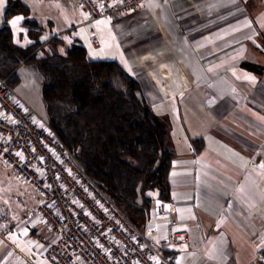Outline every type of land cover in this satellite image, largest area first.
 I'll return each mask as SVG.
<instances>
[{
	"label": "crops",
	"instance_id": "obj_1",
	"mask_svg": "<svg viewBox=\"0 0 264 264\" xmlns=\"http://www.w3.org/2000/svg\"><path fill=\"white\" fill-rule=\"evenodd\" d=\"M230 6L238 10L229 13ZM213 15L220 23L206 20ZM189 17L204 24L185 29ZM75 19L67 44L78 40L86 48L100 47L99 22L109 23L122 66L171 127L170 202L175 229L189 234L167 248L175 263L262 264L256 246L264 231V0H146L141 13L117 25L89 20L83 8ZM90 22L98 25L91 28L96 42L85 28ZM192 140L203 148L194 151ZM13 254L0 238V264H28Z\"/></svg>",
	"mask_w": 264,
	"mask_h": 264
},
{
	"label": "trees",
	"instance_id": "obj_2",
	"mask_svg": "<svg viewBox=\"0 0 264 264\" xmlns=\"http://www.w3.org/2000/svg\"><path fill=\"white\" fill-rule=\"evenodd\" d=\"M22 0H7L0 26V78L15 90L26 70L40 84L45 118L87 174L135 224L148 222L154 200L170 202L175 153L169 131L148 103L136 77L116 59H91L80 41L41 39L45 27ZM27 18L29 42L14 40L9 19ZM29 17V18H28ZM54 51L39 55L44 44ZM64 46V53L58 51ZM200 151L202 140H192ZM153 194V195H152ZM166 255H172L168 250Z\"/></svg>",
	"mask_w": 264,
	"mask_h": 264
},
{
	"label": "built area",
	"instance_id": "obj_3",
	"mask_svg": "<svg viewBox=\"0 0 264 264\" xmlns=\"http://www.w3.org/2000/svg\"><path fill=\"white\" fill-rule=\"evenodd\" d=\"M77 2L89 20L109 19L117 25L141 13L146 0ZM90 38L96 42L92 29ZM0 160L39 193L31 217L53 234L42 252L50 264H176L165 251L189 239L187 232L175 229L179 219L172 202L155 207L145 237L82 168L48 120L1 78ZM161 218H167L164 226ZM256 254L264 264V231Z\"/></svg>",
	"mask_w": 264,
	"mask_h": 264
},
{
	"label": "rangeland",
	"instance_id": "obj_4",
	"mask_svg": "<svg viewBox=\"0 0 264 264\" xmlns=\"http://www.w3.org/2000/svg\"><path fill=\"white\" fill-rule=\"evenodd\" d=\"M22 1L29 5L31 11L29 17L37 19L45 27L41 35L42 40L47 41L51 36L57 34L66 44L70 42L69 32L74 29L72 23L76 25L75 14L82 9L76 0ZM6 4L7 0H5L3 7L0 8V26L2 25L1 20L3 19ZM230 7L229 13L238 10L237 8H232L233 6ZM27 16L24 13H19L9 19L14 40L21 45L29 42L27 28L22 24ZM218 16L206 17V20L209 21L214 18V20L209 21V23L212 22V25H214L220 23L219 20H215ZM16 17H23L24 19L14 28L10 21ZM202 19L197 17L186 18L183 20V26L185 29H188L199 24H204L205 19ZM99 23V26L91 24V22L85 26L88 34H90L92 26L94 28L98 26L97 30H101L99 38H103L99 48H93L89 42L87 43L89 57L91 59H116L121 65L125 66L126 63L123 56L120 55V49L114 47L115 45L111 43L110 39H112V36L110 35L111 29L109 23L105 20ZM97 30L95 34L98 37ZM64 46L59 45L58 51L64 53ZM53 51V45L45 43L38 53L39 55H45ZM21 74L22 80L15 87V91L31 108L45 117V104L41 96L39 82L29 75L26 70H23ZM159 119L167 127L170 134V125H168L163 116L160 115ZM166 147L170 148L169 142H167ZM39 202V193L31 185L19 179L16 173L7 168L0 160V238L14 251L13 255H21L28 264H50L43 257L42 251L46 244L53 239V234L31 217L32 211ZM154 202L155 206L160 203L157 198ZM136 225L145 237H149L146 222H139Z\"/></svg>",
	"mask_w": 264,
	"mask_h": 264
},
{
	"label": "snow or ice",
	"instance_id": "obj_5",
	"mask_svg": "<svg viewBox=\"0 0 264 264\" xmlns=\"http://www.w3.org/2000/svg\"><path fill=\"white\" fill-rule=\"evenodd\" d=\"M5 0H0V8L3 7ZM23 17H16L13 20L10 21L11 25L15 28L16 25L19 24L21 20H23Z\"/></svg>",
	"mask_w": 264,
	"mask_h": 264
}]
</instances>
